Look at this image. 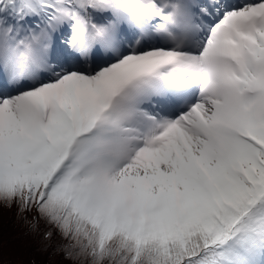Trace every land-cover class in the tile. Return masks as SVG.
Here are the masks:
<instances>
[{"label":"snow or ice","instance_id":"obj_1","mask_svg":"<svg viewBox=\"0 0 264 264\" xmlns=\"http://www.w3.org/2000/svg\"><path fill=\"white\" fill-rule=\"evenodd\" d=\"M0 264H264V0H0Z\"/></svg>","mask_w":264,"mask_h":264},{"label":"trees","instance_id":"obj_2","mask_svg":"<svg viewBox=\"0 0 264 264\" xmlns=\"http://www.w3.org/2000/svg\"><path fill=\"white\" fill-rule=\"evenodd\" d=\"M0 227L3 228L6 239L12 241L10 247L13 252L27 251L26 245L30 243V240L23 235L26 229L16 224L13 214L5 213L0 216Z\"/></svg>","mask_w":264,"mask_h":264}]
</instances>
